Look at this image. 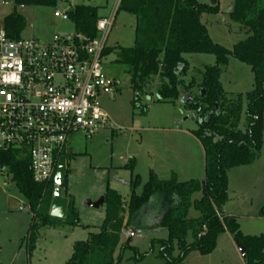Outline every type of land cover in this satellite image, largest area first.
Segmentation results:
<instances>
[{"label":"trees","instance_id":"1","mask_svg":"<svg viewBox=\"0 0 264 264\" xmlns=\"http://www.w3.org/2000/svg\"><path fill=\"white\" fill-rule=\"evenodd\" d=\"M14 1L17 6H56L58 3V0ZM232 2L229 16L245 29L247 37L228 49L212 39L202 21L204 14L220 12L218 4L199 0H120L118 11L136 17L135 42L131 47L107 46L104 56L115 53L116 62L128 66L135 106H140L141 95H151V87L159 80V101L180 100L184 108L195 112L198 128L191 133L205 151V177L180 181L173 176L163 180L151 170L141 193L136 191L139 175L132 178L127 200L108 186L104 194L103 223L86 240L74 244L66 264H119L131 241L128 237L122 244V234L132 227L139 231L145 219H149V228L167 229V238L154 242L160 244V256L168 262H182L191 250L210 254L219 236L228 232L246 248V264H264V236L244 234L238 221L223 211L229 200V170L255 163L264 143V0ZM67 12L76 32L92 38L98 35L97 22L101 18L98 7L81 4ZM26 24V18L17 10L3 20L4 30L14 39L22 37ZM186 54H213L216 64L203 69L200 82L195 78L187 82L190 64ZM230 57L251 66L254 85L249 92L234 95L225 92L221 76ZM195 88L199 96L193 94ZM202 89H205L204 96ZM245 106V122L241 128ZM0 166L9 168L32 212L28 234L22 243L29 256L37 247L42 227L81 226L76 199L67 188L68 175L62 185L63 195L68 199L67 215L59 218L50 214L54 180L35 181L29 160L19 152L1 150ZM125 168L134 171V160ZM196 194L201 197L196 198ZM192 209L198 212L197 217L190 216ZM258 215L264 218V203ZM134 252V257L142 258L136 248Z\"/></svg>","mask_w":264,"mask_h":264},{"label":"rangeland","instance_id":"2","mask_svg":"<svg viewBox=\"0 0 264 264\" xmlns=\"http://www.w3.org/2000/svg\"><path fill=\"white\" fill-rule=\"evenodd\" d=\"M199 1L219 5L218 14L206 13L202 16V21L215 42L232 49L236 43L247 37L245 29L229 16L232 0H217V3L215 0ZM81 4L98 7L101 18L115 14V23L107 39L108 47L134 45L136 17L128 12L118 11L119 0H58L56 6L23 7L17 6L14 0H0V27L3 26L4 18L17 10L26 18L23 37L50 42L56 34L67 35L76 32L75 23L71 19L57 17L56 11L65 12ZM185 58L190 64V70L185 77L187 82L192 78L200 82L203 78L201 73L203 69L216 64V56L213 54H186ZM102 63L105 72L117 82L120 90L114 100L106 96L102 100L104 108L113 119L114 128L103 130L91 138L81 133L75 134L71 137L66 151L69 168L67 188L76 197L81 226L42 227L37 247L29 256L26 246L22 243L28 234L32 212L15 183L10 181L5 186L3 184L5 179L1 176L0 264H66L73 253L74 244L86 240L89 233L97 231V226L104 221V204L96 209L88 205L89 200H99L106 193L108 186L121 192L127 200L132 190L131 180L135 179L136 175H139L140 179L136 190L137 193H141L153 167L160 171L162 178H165L163 180L170 179L171 176L165 173L167 166L172 165L170 162L173 161L172 156L175 157L171 155L175 153L170 151L192 143L197 145L189 136L184 137L175 132L196 130L198 122L195 112L184 108L180 100L175 103L159 101L157 96L159 80L151 87V95H141L140 106H135L133 104L135 94L131 89L128 66L116 62L115 53L104 56ZM221 81L229 95L246 93L253 89L254 73L250 65L230 57L229 64L222 72ZM193 94L199 96L200 92L195 88ZM245 110L246 106L241 128L244 127ZM192 155L201 157L202 162L201 167L195 169L197 175H191L195 176L192 179H204L205 151L201 154L196 148ZM130 160H134V171L125 168ZM256 161L255 165L245 170L247 172L236 174L234 171L231 174L230 195L234 197L235 203L242 204L244 212L251 210L252 201L264 202V143ZM200 197L201 194H196V198ZM197 215L198 212L194 209L190 211L191 217ZM148 223L149 219H145L138 228V234L132 236L130 247L123 252L124 257L119 264L166 263V259L160 256V244L154 240L167 237L168 231L163 227L158 231L149 228ZM242 225L243 229L251 234L264 233V220L248 218L242 221ZM129 234L130 230L124 231L122 244ZM221 243L222 246L225 244L223 240ZM134 248L143 255L142 258L134 257ZM230 258L228 264L243 263ZM221 259L225 257L218 256L216 264H220Z\"/></svg>","mask_w":264,"mask_h":264},{"label":"built area","instance_id":"3","mask_svg":"<svg viewBox=\"0 0 264 264\" xmlns=\"http://www.w3.org/2000/svg\"><path fill=\"white\" fill-rule=\"evenodd\" d=\"M56 16L70 19L67 11ZM114 23L115 14L98 20L94 38L75 32L50 42L14 39L0 27V151L25 156L37 182L55 179L72 136L114 128L102 103L119 92L102 63ZM1 176L5 186L13 181L7 166Z\"/></svg>","mask_w":264,"mask_h":264},{"label":"crops","instance_id":"4","mask_svg":"<svg viewBox=\"0 0 264 264\" xmlns=\"http://www.w3.org/2000/svg\"><path fill=\"white\" fill-rule=\"evenodd\" d=\"M215 3H217V0H215ZM213 5H215V4H213ZM175 132L177 134H182L184 137L189 136V138H192V140H195L194 142H197V145H195V143H192L191 145H188V146L184 145L181 147H177V149H175V150L172 149L170 151V153H172V152L175 153V154H171V155H174L175 157L172 156L173 159H171V160H173V161H170L172 165L167 166V171H165V173L170 175L171 178L173 176H176L178 178V180L186 181V180L194 178L195 176H191V175H197L195 172V169L198 166L201 167V165H202L201 157L198 158L196 155L195 156L192 155V152L197 148L199 150V152L202 154V152L204 151V148H203L202 143L191 133V131H188V132L187 131H175ZM256 162L251 164V165H245V166H239V167L232 168V169H230V171L228 173L229 200L224 207V210H223L224 215L229 216L230 218H235L238 221V223L240 224L241 231L246 235H254V234H251L249 231H245L243 229L242 221H244L248 218L249 219L255 218V219L264 220L263 217H260L258 215L259 209L264 202H261L259 200L258 201H252L251 205H250V208H251L250 211L251 212L250 211L244 212L242 210L243 209L242 204L235 203L234 197H231V195H230L231 174L234 171L236 172V174H243L244 172H247V171H245L247 168L255 165ZM151 170L156 172L160 179H165V178H162L161 173L159 170H157V168L153 167V169L151 168ZM198 177H201V176L198 175ZM70 194H72V193H70ZM75 199H76V197H75ZM76 205H77V200H76ZM20 209H21V207H20ZM197 216H195V217H197ZM158 229H156V230L158 231ZM128 230H130V232H131V234H129V237H131V239H132V236L137 235L139 232L134 227H132ZM263 234L264 233H262V235ZM163 238H167V237L164 236L162 238H156V239H163ZM191 240H192V238H190V241ZM221 240H223V242L225 243L223 246H222ZM175 255H177V251H176ZM218 256L225 257V259H221L220 264H228L230 257H231L230 259H232L234 261L240 260V262H243L242 264H246V261L242 257V255H241V253H240V251H239V249H238V247L234 241V238H232V236L228 232H224L223 234H221L219 236L217 246L212 253L204 255V254H201L198 250H191L182 262L172 263V262H168L166 260L165 261L166 263H164V264H216V258Z\"/></svg>","mask_w":264,"mask_h":264},{"label":"water","instance_id":"5","mask_svg":"<svg viewBox=\"0 0 264 264\" xmlns=\"http://www.w3.org/2000/svg\"><path fill=\"white\" fill-rule=\"evenodd\" d=\"M214 3V2H213ZM202 95L204 96L205 94V89H202ZM68 157L66 155H63L60 158L57 172L55 175V190L52 198V204H51V209H50V214L54 217H59V218H65L67 215V210H68V199L63 195V188L62 185L68 175ZM104 197H101L99 200L94 201V200H89L88 205L93 208H101V206L104 204ZM242 257L244 260H247V251L244 245L237 239H234Z\"/></svg>","mask_w":264,"mask_h":264}]
</instances>
